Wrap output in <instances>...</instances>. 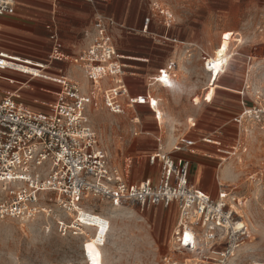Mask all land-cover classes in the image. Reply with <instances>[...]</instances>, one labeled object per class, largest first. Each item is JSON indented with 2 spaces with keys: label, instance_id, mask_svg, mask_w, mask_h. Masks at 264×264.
Here are the masks:
<instances>
[{
  "label": "rangeland",
  "instance_id": "1",
  "mask_svg": "<svg viewBox=\"0 0 264 264\" xmlns=\"http://www.w3.org/2000/svg\"><path fill=\"white\" fill-rule=\"evenodd\" d=\"M165 1L169 8L178 5L182 15V22H177L179 16L176 15L170 34L182 38L195 34L198 44L201 42L205 50L207 46L208 57H216L221 52L226 54V66L219 73L225 72L216 82L214 98H208V101L213 99L212 103L202 100L206 92L203 91L199 95L201 103L191 104L193 97L188 94L191 86L184 85L185 63L176 58L173 61L177 68L173 73L178 87L171 90L161 83L150 87L153 96L163 98L162 144L169 151L173 142L183 136L209 135L224 140L213 143H220L222 152L229 150V158L222 156L212 144H207L208 151L201 148L202 151L193 150L195 153L188 155L191 159L204 157L213 160L216 195L221 183L235 187L238 195L243 197L237 210L243 213L240 214L249 223L252 234L231 263L264 264V129L258 123L249 122L239 131L237 125L227 123L240 111L242 99L246 106H254L258 96L264 98V0ZM132 4L135 5V19L137 16L143 19L150 14V0H133ZM184 23L191 24L196 31L192 33L187 29L184 32ZM132 43L135 48H141L144 40L135 36ZM198 51L192 78L199 81L206 73L200 65L206 55H200L199 48ZM159 60L169 62L168 54H160ZM40 70L28 67V71ZM79 81L85 82L84 78ZM147 83L148 78L133 80L132 89L140 93L146 90ZM223 85L234 91L220 87ZM243 87L242 95L236 92ZM212 108L215 113L210 112ZM136 110L143 125V131L140 129L137 136L131 121L132 108L123 114H114L107 108L88 107L100 144L115 163L157 146L158 128L152 111L148 107H136ZM191 117L198 120L196 128L191 127L195 119L188 122ZM227 133L231 135L227 136ZM200 147H203L202 143ZM148 172L144 163L142 168L133 169L130 179L139 181ZM42 201L53 204L52 195H45ZM79 205L97 214L90 223L94 227L84 228L82 234L72 230L62 233L57 223L63 218L60 213L42 215L23 223L14 219L4 220L0 223V264H94V258H98L99 264H164L163 257L171 252V238L178 221L175 206L142 210L138 205H119L95 198L81 199Z\"/></svg>",
  "mask_w": 264,
  "mask_h": 264
},
{
  "label": "built area",
  "instance_id": "2",
  "mask_svg": "<svg viewBox=\"0 0 264 264\" xmlns=\"http://www.w3.org/2000/svg\"><path fill=\"white\" fill-rule=\"evenodd\" d=\"M14 10L15 0H0V19ZM154 19L171 25L173 14L165 0L150 1L145 31ZM114 25L112 18L99 15L89 48L73 60L90 82L88 93L82 91L79 82L61 76L54 79L62 88L49 111L27 107L15 94L0 100V223L6 219L23 223L60 213L63 218L57 223L62 233L72 230L82 234L84 228L94 227L90 223L97 214L80 206L81 199L138 205L142 210L176 206L178 221L171 238V252L163 257V263L231 264L252 234L249 223L237 210L243 197L235 187L221 185L218 195L213 197L193 186L191 160L165 151L160 141L157 149L147 155L149 165L159 167L158 179L133 182L131 173L139 159L127 156L115 163L100 144L88 107L107 108L114 114L127 110L123 100L127 94L124 66L109 32ZM1 28L0 21V31ZM23 66L39 69L0 48V78L3 70L36 76ZM173 66L170 63L161 69L156 81L168 82ZM106 78L114 83L112 87H102ZM140 100L131 97L128 104ZM255 103L245 106L243 102L246 108L234 119L239 131L249 122L264 129V98L258 96ZM156 105L150 103L160 118ZM131 121L140 123L138 116ZM215 140L211 136L203 138L206 143L220 146L213 143ZM193 146L195 141L183 138L174 150L191 152ZM45 195H52L53 204L42 201Z\"/></svg>",
  "mask_w": 264,
  "mask_h": 264
},
{
  "label": "crops",
  "instance_id": "3",
  "mask_svg": "<svg viewBox=\"0 0 264 264\" xmlns=\"http://www.w3.org/2000/svg\"><path fill=\"white\" fill-rule=\"evenodd\" d=\"M132 1L133 0H15L14 12L5 14L0 19L2 25L0 31V48L2 51L18 57L22 61H28L32 65L38 66L41 70L35 72L36 76L12 70H3L2 77L0 78V100L7 95H13L14 92H20V101L27 107L37 111H49V105L56 100L57 93H59L62 88L54 79L60 78L61 76H65L79 83V80H83L84 78L85 82L83 84L82 82L80 83L81 89L84 93H88L90 90V82L73 60L86 52L89 48L92 38L95 35V21L97 17L99 15L109 17L115 22V25L110 28L109 32L120 61L124 66V81L127 94L124 96L123 100L127 110L133 109L131 119L133 116H138L140 120L139 124L132 122L134 135L137 136L140 129L143 131L142 119L136 107H148L153 113L155 124L158 128V134L155 138L158 146L160 142H163L161 135V119L164 115L162 112L163 98L158 95L153 96L150 87L159 84V81H156L159 71L161 69H166L170 63L174 64L170 71L171 84L167 86L162 84L163 87H171L168 89L174 90L178 87V84L175 79L176 75L173 73L177 68V63L173 61V59L182 60L183 63H185L184 66L186 69L184 85L191 86L188 94L193 97L191 102L193 105L201 103V97L199 95L203 91L206 92L202 96V100L206 103H212L213 99L208 101V98L209 96L214 98L213 95L216 92V82L222 78L225 72L219 75L220 77L218 76L215 81L213 74L206 69L205 58L208 57L209 54L207 46L206 50L203 49L201 42L198 44V38L195 34H189V36H186L188 38L170 34L175 25L176 15L179 16L177 22H182L181 10L178 5L175 4L173 7H170L173 14V21L170 26H166L154 19L149 24L148 30L145 31L144 19L148 14L143 19L138 16L135 19V5L132 4ZM184 24L185 25L182 26L185 27L184 32L187 29L190 32L193 31L192 33L196 31V28H193L191 24ZM134 31H136V34L133 33ZM135 36H140L144 40L141 48L134 47L132 40ZM198 48L200 49V55H206L204 56L205 58H202L204 59V63H200L202 70L206 73L199 81L193 80L192 78V69L199 55ZM164 52L168 54L169 62L167 63L160 62L159 60L160 54ZM23 69L28 70V67L23 66ZM147 78L148 83L146 90L140 93L134 92L131 84L132 81H142ZM24 85L27 86L24 87ZM113 85L114 83L108 78L104 79L102 82L103 88H109ZM220 87L234 91V89L229 86L223 85ZM244 87L236 92L242 95ZM51 97H54V99L51 100ZM131 97L140 98L141 100L135 104H128ZM150 99L157 101L155 109L160 112V118L156 117L155 111L151 108ZM243 102L244 99L241 100L242 107H240V111L228 120L227 123L232 122L237 125L234 119L246 108ZM45 107H48V109ZM216 109L223 111L220 107H216ZM214 111V108H212L210 112L215 113ZM194 119L195 121L191 123V127L196 128L198 126L196 117L188 118V122ZM228 135L231 134L227 133V136ZM208 136L209 135L201 137L183 136L173 142L174 145L171 150L167 151L165 146L164 149L167 152H174L176 156L189 158L192 164V172H190V181L192 185L216 197L218 194L216 195L217 191L214 182L215 165L213 160L204 157H193L191 159V156L188 155L194 154L195 152L193 150L202 151L201 148L208 151L207 144L210 143L203 141V138ZM183 138L195 141V146H193L191 152L174 150L175 145ZM216 140L224 142V140L222 141L218 138ZM201 143L203 147L199 148V144ZM157 146L148 152L130 155L139 159L134 166V170L136 171L142 168L144 163H146L149 172L145 178H151L154 181L158 179L159 167L149 165L147 155L154 152ZM224 146L225 145H223V147ZM216 147L217 151L222 153V156L224 155V157L229 158V151L222 152L219 146ZM221 185L223 184L219 183V188Z\"/></svg>",
  "mask_w": 264,
  "mask_h": 264
},
{
  "label": "bare ground",
  "instance_id": "4",
  "mask_svg": "<svg viewBox=\"0 0 264 264\" xmlns=\"http://www.w3.org/2000/svg\"><path fill=\"white\" fill-rule=\"evenodd\" d=\"M205 64H206V69L213 74V78L216 81L217 77L219 76L220 71L223 69L224 66H226V54L224 52H221L216 57H206ZM218 65H219V67H217ZM159 83L167 86V85L171 84V79H169L168 82H159ZM13 94H15L17 96H21L20 92H14ZM150 103L157 104V101L150 99ZM229 171L231 173L234 172V170H232V168H230ZM240 213H242V212L240 211ZM242 215H243V213H242ZM188 236H190V234H188ZM231 264H235V263L233 262Z\"/></svg>",
  "mask_w": 264,
  "mask_h": 264
},
{
  "label": "snow or ice",
  "instance_id": "5",
  "mask_svg": "<svg viewBox=\"0 0 264 264\" xmlns=\"http://www.w3.org/2000/svg\"><path fill=\"white\" fill-rule=\"evenodd\" d=\"M217 67H219V65ZM185 242L187 243V238H186ZM89 247L91 248V245ZM97 256H98V254H97ZM94 264H99L98 258H94Z\"/></svg>",
  "mask_w": 264,
  "mask_h": 264
}]
</instances>
